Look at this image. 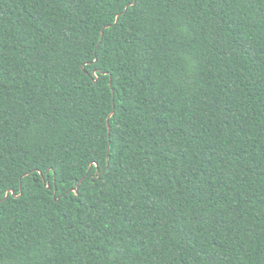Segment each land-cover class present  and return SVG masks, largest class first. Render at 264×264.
Returning a JSON list of instances; mask_svg holds the SVG:
<instances>
[{
  "label": "trees",
  "instance_id": "1",
  "mask_svg": "<svg viewBox=\"0 0 264 264\" xmlns=\"http://www.w3.org/2000/svg\"><path fill=\"white\" fill-rule=\"evenodd\" d=\"M0 264H264V0H0Z\"/></svg>",
  "mask_w": 264,
  "mask_h": 264
},
{
  "label": "water",
  "instance_id": "2",
  "mask_svg": "<svg viewBox=\"0 0 264 264\" xmlns=\"http://www.w3.org/2000/svg\"><path fill=\"white\" fill-rule=\"evenodd\" d=\"M117 21H118V18H117ZM103 35H104V34L102 33V39H103ZM112 115H113V113L110 115V117H112ZM49 188H50V187H49ZM78 188H79V187H78ZM74 192H75V193H78V189L74 190ZM11 193L14 195V194H15V191H9V192H7L6 198H8L9 195H10ZM6 198H5V199H6Z\"/></svg>",
  "mask_w": 264,
  "mask_h": 264
}]
</instances>
